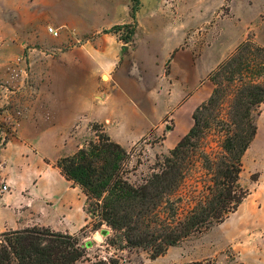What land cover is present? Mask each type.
I'll return each mask as SVG.
<instances>
[{
  "label": "rangeland",
  "instance_id": "374dc122",
  "mask_svg": "<svg viewBox=\"0 0 264 264\" xmlns=\"http://www.w3.org/2000/svg\"><path fill=\"white\" fill-rule=\"evenodd\" d=\"M132 3L131 0H14L12 5L5 7L0 3V188L6 184L9 191L6 179L17 180L22 185L30 184L32 180L42 183L51 168L47 163L55 166L58 158L96 140V133H107L90 111L76 112L79 109L77 104L85 106L86 102H92L97 105L104 98L107 84H103L109 76L101 71L94 73L92 65L97 63L89 62L88 58H94L88 57L89 53L85 51L94 54L97 37H102L101 45L107 49L114 44L109 34H115L122 48L140 55L137 59L140 62L129 63L132 65L127 75L146 93L145 104L141 107L148 110L152 126L132 144L123 146L129 152L126 176L132 184H140L157 170L158 161L187 132L193 123L195 107L209 96L213 84L208 79V73L218 63L211 69L208 66L213 60L222 61L236 48L219 55L220 47L214 45L219 22L224 36L230 37L245 24L256 25L259 20H264V10L259 12L264 7V0H140L136 27L130 36V27L116 30L113 26L123 24L116 22L125 17L128 21L124 23L132 22ZM231 11L230 17L222 18ZM152 20L156 22L153 28L156 31L151 30ZM138 23L140 28L137 30ZM171 26L174 29L170 32ZM49 27L57 30V35L51 33ZM186 27L187 33L178 48L190 49V55L193 58L197 56L195 66L197 68L199 64L198 70L202 73L198 85L204 94L196 101H186L193 94L191 81L188 89H180L176 84L168 85L164 81V77L171 72L169 65L174 50L166 54L164 64L159 58L156 77L149 72L152 65L146 64L152 51L151 44L156 42L158 51L162 46L167 52L176 44L180 29ZM128 35L129 39L124 42L121 38ZM247 39L253 46L258 45L250 32L242 41ZM92 42H96L95 46ZM71 51H80V55L77 52L73 56ZM249 55L253 67L243 71V78L264 81V55L253 52ZM126 58L131 62L134 60L130 56ZM80 59H83L81 64L78 62ZM75 60V66L69 63ZM181 73L184 75V72ZM171 74L177 77L180 73L174 69ZM157 80L158 83L163 80L161 88H157L158 94L155 88H148ZM168 96L174 100L169 101L174 102L171 105L166 101ZM257 110L260 111L258 107ZM253 114L255 118L258 115L256 112ZM204 133L198 149L190 156L185 179L176 193L183 198L181 212L193 203L190 196L196 195L207 182L198 154L203 151L212 156L219 150L220 132L217 127L206 129ZM7 139L14 147L4 151ZM22 144L30 148L20 147ZM21 159L22 164L18 163ZM51 172L59 178L58 173ZM21 173L24 177L19 176ZM239 183L248 193L235 212L223 222L182 239L156 256L147 249L117 248L109 244L108 236L112 234L109 227L101 225L93 229L85 212H59L52 203H48L51 205L42 211L7 212V219H4L7 223L2 222L6 215L0 212V233L16 226L20 229L38 225L75 235L85 249L77 264L95 258H114L117 264H183L205 259L216 264H264L262 132L242 157ZM101 229H106L107 234L94 241V235L99 234ZM88 241L90 245H87Z\"/></svg>",
  "mask_w": 264,
  "mask_h": 264
},
{
  "label": "trees",
  "instance_id": "16d2710c",
  "mask_svg": "<svg viewBox=\"0 0 264 264\" xmlns=\"http://www.w3.org/2000/svg\"><path fill=\"white\" fill-rule=\"evenodd\" d=\"M131 1L132 22L113 26L116 30L130 27V36L140 5V0ZM129 35L120 38L127 42ZM252 52L264 55V48L253 46L249 39L241 41L208 73L213 88L195 107L192 125L142 183L128 180L125 165L129 152L105 131L55 161L59 173L85 195L84 211L92 228L106 225L111 229L109 244L147 249L156 256L182 239L223 222L237 210L248 193L239 177L242 157L256 135L253 112L259 114L257 107L264 102V81L243 78V71L253 67L249 58ZM213 127L220 132L219 150L212 156L203 151L198 154L207 182L190 196L193 203L181 212L183 198L176 193L185 179L188 161L205 137L204 131ZM84 254L77 236L47 226L0 233V264H77ZM84 264H117V260L95 258ZM183 264L216 263L205 259Z\"/></svg>",
  "mask_w": 264,
  "mask_h": 264
},
{
  "label": "crops",
  "instance_id": "0c3cea01",
  "mask_svg": "<svg viewBox=\"0 0 264 264\" xmlns=\"http://www.w3.org/2000/svg\"><path fill=\"white\" fill-rule=\"evenodd\" d=\"M13 1L14 0H0V3L3 7H5L12 5ZM263 10L264 7L259 12H262ZM231 13L232 11L230 14L228 13L223 15L222 18L230 17ZM138 15L139 13H137L136 17H138ZM258 15H260V13ZM127 21L128 19L125 17L122 21H118L116 23H124ZM152 21L151 30L156 31L153 29L156 26V22ZM172 25L174 26L176 23H172ZM139 28L140 23L137 24V30ZM173 29L174 28L171 26L170 32ZM249 32L252 34L253 40L261 47H264V20H259L256 25H252V23L245 24L240 31L230 37L224 36V30L222 29L219 22L218 30L214 37V45L218 44L220 47L219 55L227 51L230 53L238 43L248 36ZM186 33L187 27L184 28V30L181 28L180 33L178 36H176V44H173L170 48L171 50H168L167 52L162 46L158 51L156 42L153 45L151 44L150 46L152 47V51L146 64L150 67L152 65V69L149 72L155 74L157 72L159 58L163 59L161 63L164 64V62H166V59L164 58L166 57V54L174 50V57L170 60L169 65L171 72L166 77H164V81L167 82L168 85L176 84V86H178L180 89H188V84L191 81L193 84V88H191L193 94L186 101L193 99L196 101L195 99L200 98L204 94L203 90H200L202 88L198 85L200 78H202V76H200L202 73L198 70L200 69V65L198 64L197 68L195 66V60H197V56L193 58L192 55H190L192 53L190 49L178 48L179 43L182 42ZM109 38H112V41L114 42L110 48L105 49L104 45H101L102 37H97L98 42H95L97 46L93 48L94 54L90 53L89 50H85L89 53L88 57L94 58V60H89L88 58V61L91 63H97L92 65L94 73L101 71L109 76L110 80L107 79L103 84H107V87L104 91V98L102 102L98 103L97 105L92 102H86L84 104L85 106H82L83 103H79L77 104V108L79 109L76 112H79V110L90 111L94 117V120L103 124L109 136L114 138V140L120 143L122 146L126 147L132 144L134 140L139 139L152 126V121L149 119L148 110L141 107V104H145L144 102L146 100V93L144 94L142 92V86L140 84L136 83L132 77L127 75L128 68L132 65L129 63L134 64L135 62H140L137 60L140 55L128 52L127 48L122 51V44L119 42L115 34H109ZM95 43L92 42V46ZM204 51H202V53ZM77 52H79L80 55V51ZM77 52L71 51L73 56L74 53ZM200 55L201 53L198 56ZM126 56H130L134 60L131 62L128 58H126ZM125 58L126 60H124ZM86 60L85 64L87 63ZM75 62L76 60L72 62L70 61L69 63L74 65L73 63ZM78 62L81 64L83 59H80ZM217 63H219L217 59L213 60L208 66V69H211ZM174 69L180 73L179 76H172L171 73ZM181 72H184V75H182ZM189 72L191 73L190 75ZM154 77H156V74ZM102 78L105 79V75H103ZM161 81L163 80H159L158 83L157 80L156 83L151 85V87H148L149 90L155 88L156 94H158L157 88H161ZM146 92L147 95H150L148 91ZM79 94H82V92ZM161 97L162 96H158V98ZM172 99V96H168L166 101L170 103V100L174 101ZM172 103H170V105ZM259 109V114L255 118L257 130L254 139L257 138L261 132L264 133V102L260 104ZM12 147H14L12 145V141L9 140L3 149L4 151H8L9 149H12ZM20 147L30 148L26 144H22ZM20 147L19 149H21ZM24 157L26 158L27 156L24 155ZM18 163L22 164L23 159L18 160ZM47 164L50 165L51 168L48 170V176L43 179L42 183H40L39 180H32L30 184L22 185V183L17 180L6 179L10 189L9 191L0 194V212H4V215H6L2 219V222H8L7 220H4L7 219V212L42 211L47 205H51L48 203H52L53 205L57 206L59 212H85V195L82 193L80 188L78 186H73L70 181H67L59 173L58 169L53 166V164ZM51 171L58 173L59 178H55ZM19 176L24 177L22 173ZM38 178H42L41 175H38ZM24 193H27V195ZM8 219H10V215ZM13 228L17 229L18 227L16 226Z\"/></svg>",
  "mask_w": 264,
  "mask_h": 264
},
{
  "label": "water",
  "instance_id": "95a60500",
  "mask_svg": "<svg viewBox=\"0 0 264 264\" xmlns=\"http://www.w3.org/2000/svg\"><path fill=\"white\" fill-rule=\"evenodd\" d=\"M125 49H126V48L123 47V48H122V51L125 50ZM99 232H100L99 234H95V235H94V241H95V240H100L101 236H104V235L107 234L106 229H101ZM100 235H101V236H100ZM90 243H91V242L88 241V242H87V245H90Z\"/></svg>",
  "mask_w": 264,
  "mask_h": 264
},
{
  "label": "built area",
  "instance_id": "2783aa9c",
  "mask_svg": "<svg viewBox=\"0 0 264 264\" xmlns=\"http://www.w3.org/2000/svg\"><path fill=\"white\" fill-rule=\"evenodd\" d=\"M48 29H49V31H50L51 33H53L54 35H57V30L53 29L52 27H49ZM5 190H6V191L8 190L6 184L3 185L2 188H0V192H3V191H5Z\"/></svg>",
  "mask_w": 264,
  "mask_h": 264
}]
</instances>
